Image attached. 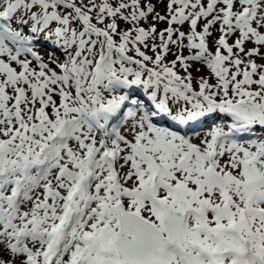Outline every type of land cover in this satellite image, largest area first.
<instances>
[{
    "label": "rangeland",
    "instance_id": "rangeland-1",
    "mask_svg": "<svg viewBox=\"0 0 264 264\" xmlns=\"http://www.w3.org/2000/svg\"><path fill=\"white\" fill-rule=\"evenodd\" d=\"M69 1L74 2L84 15L88 16L89 13V16L94 18L93 21L100 26L104 24L103 21L108 20L106 11L112 10L113 6L118 10H116L117 14H121L120 16H123L128 23L135 19L138 10V18L142 20L141 27H143V32L140 34H143L144 38H149L147 40L150 42L144 41V38H142L144 42L140 41V35L137 36L139 39L126 36H120L118 39H120L119 46L127 44V47H131L129 51L134 56L141 55L138 59L144 60L142 62L146 70L142 66L130 67L131 65L126 61H120L114 64V71L109 73L111 64L101 65L104 48L110 44L107 35L105 33L100 35L101 33L93 32L85 26L72 8H67L65 12L60 11L57 8V5H60L57 0H0V7L3 5L6 7L0 13V18L13 15L15 21L13 30L26 40H29L34 33L46 29L51 20L62 27L53 31L45 30L56 38L57 48L50 49L48 46L35 45L33 56L19 55L17 49L7 43L6 39L0 42V108L6 111L0 115V149H5L9 155L14 154L7 158L6 169H13V165L19 160L24 161L30 157V154L34 155L37 151H41L40 142L47 144L56 133H64L63 121L69 122L79 117L78 112L89 107L94 108L97 102L101 107L117 100L119 97L116 90L120 88L118 78L126 79L124 83L126 88L127 85L140 87L142 94L148 100L156 99L165 103L166 98L161 91L164 92L167 88L154 70L162 59L163 48H166L163 40L167 35H171L170 44L174 47V54L172 58L168 56L166 65L171 67L169 63L172 61V65L175 63L177 67L166 80L171 86L167 92L168 104H173L176 113L184 118L191 111H203L215 106L219 114H224L222 123H225V128L227 125L232 126L244 121L243 115L254 116L264 121V19L262 14L258 13L255 25L251 30H246L245 34L239 33L232 25L237 17L253 5L251 0H215L216 4L212 0H201L199 5L197 0H193L190 3L192 6L186 9L187 11L182 7L181 0H118L112 4L113 6L108 7H103L97 0ZM75 1H80L86 10ZM38 2L42 7L45 5L46 14ZM22 3L26 7L22 6L23 9L19 13L18 6ZM30 5L35 7L28 9ZM145 7L152 8L150 15L143 12ZM22 14L27 16L33 14L40 20L30 16L31 24ZM187 18L188 21H185ZM178 19L182 21L177 23ZM164 23H171L168 26L172 31L171 34L166 33L167 30L161 33L160 28ZM107 25L112 32L113 28L117 27L111 21ZM142 29L139 31L141 32ZM64 33L69 36V41L62 39ZM96 34L104 41L86 40L85 48L79 57L75 58L77 52H65L73 45L77 46L79 51L85 41L80 40L79 36L93 37ZM117 48L119 49L115 50L116 55L121 52L120 47ZM140 49L147 50L148 53L145 54L148 57L142 56ZM187 49L191 54L186 61L183 54ZM92 64L95 69L91 67ZM80 65L84 67L81 68ZM51 71L57 73L61 79L51 76ZM70 71L74 73L73 76ZM138 114L139 112L131 115L123 126L125 141L114 140L106 144L103 138L96 136L94 131L86 126L77 128L78 133L83 134L84 138L82 137L80 143L74 142L75 151L73 153L64 151L61 154L57 169L43 183L32 200L22 203L21 212L15 218L13 225L8 228L3 222L0 223V264H29L23 250L28 247L35 250L37 244L35 241H27L23 243L25 246L16 245L13 238L15 230L21 226L27 229L35 227L40 231L52 228L57 217V215L53 216V213L59 212L62 199L70 194L73 183V179L66 177V170L83 176L86 158L97 146L103 150L119 151L114 169L121 177L123 192L116 197V201L123 202L127 209L137 211L142 217L155 224L157 219L154 212L148 211L147 208L145 210V203H138L135 195L127 193L133 188L139 189L141 181L146 178L142 177L139 181L136 177V173L138 171L140 173L137 167L140 162L133 154V149L140 148L152 155L156 152L164 155L160 156L159 160H154L156 166L163 169L167 165L176 166L177 161L170 154H168L170 157L165 156L161 140L151 138L149 135L145 138L144 122L138 119ZM207 125L211 126L210 123ZM210 126H208L209 130L216 129ZM147 142L150 143L149 149L146 148ZM208 142L209 136L206 135L198 143L206 146ZM257 157L259 172L263 173L264 147L254 153H244L240 150L234 153L230 152V149L223 148L218 158L220 170L229 182H235L238 177L236 175L241 174V162L254 160ZM230 163L236 166V172L230 171ZM224 165L229 169H224ZM19 168L21 166L17 167ZM189 170L194 176L198 173L200 178V170L196 163H191ZM148 171L150 174L151 169ZM107 173L109 174V171ZM108 182L107 178H103L100 185L93 187L94 206L97 208H102L104 204L101 203L107 198L105 190ZM168 185L172 186L174 193L163 189L158 196L171 208L176 209L175 201L179 202L178 195L185 192L177 182L170 184L168 181ZM100 186H104L105 189L99 191ZM201 189L207 190L208 187L204 186ZM215 191L216 201L221 203L218 190ZM199 194L202 200L210 202L206 200V195ZM97 227L98 225H93L89 231H96ZM261 229L264 230V225ZM102 244L104 246V243ZM40 251L38 253L42 252Z\"/></svg>",
    "mask_w": 264,
    "mask_h": 264
},
{
    "label": "bare ground",
    "instance_id": "bare-ground-1",
    "mask_svg": "<svg viewBox=\"0 0 264 264\" xmlns=\"http://www.w3.org/2000/svg\"><path fill=\"white\" fill-rule=\"evenodd\" d=\"M135 88L138 89V86H136ZM128 89L130 90V88ZM8 108L11 110L9 106ZM5 112L6 111H4V109L2 110L0 108V115L4 114ZM206 115L207 113H205V116ZM218 116L224 117V114L221 113V114H218ZM218 125H222V124L219 123ZM248 129H250V125L246 126V125L238 124L237 126L234 127V129H231L230 133L234 134L235 132V133L240 134V133H243V131H246ZM162 130H164V128H162L159 125V123L152 124L151 126H144L145 138L147 135H149L150 137L153 135L155 136V138H161L165 142L164 144L167 148H173V145L177 144V140L170 141L169 134H167L165 130L163 134ZM206 134H207L206 129L197 131L192 137L194 144L199 146V143H198L199 140L203 139ZM237 135H234V137H236ZM59 140H61V138ZM194 144L190 145V153L194 154L197 158L199 157V155L200 157L203 156V159H205V157L209 155L214 156L213 146L211 147L210 151L207 150L205 152L204 150L199 149V147L195 146ZM149 147H150V143L147 142L146 148L149 149ZM180 147L187 148L186 145L182 143ZM234 149H237V152L239 150L240 151H247V150L254 151L256 149V146L255 145L249 146L247 143L241 142L239 146L235 147ZM139 151L136 152L139 155L138 158L145 159V161H147L148 163L140 162L137 167L140 169V173L142 174L143 177H146V178L149 177V178L148 179L144 178V180H142L141 186H139V189L133 188L134 191L130 190L129 194L136 195V196L143 195L144 197H146L145 199L148 200L153 207L150 208L149 206L145 205L144 209L146 210L147 208L148 211L150 210L154 212V215L156 216V219H157L155 224L157 225V221L159 220L161 213H162V210L160 208L163 203V200L159 199L157 191L154 188V183L160 182L161 187L163 188L165 186L166 177L165 176L163 177L162 175H158L156 173L149 174L148 169H151L152 172L155 170V164L152 162V157L148 155L147 153L139 152ZM184 153L185 152H181L179 155L183 156ZM154 155L156 157L164 156L160 154L159 152H156ZM11 156H14V154L12 153L11 155H8L7 157L9 158ZM189 157L191 156L187 155L182 160V163L180 164L182 168L181 170H178V172L179 171L181 172H179L175 178L170 179L171 182L175 183V179L177 178V184L180 185L184 189V192H185V194L178 195L177 199L179 202L175 201L176 211L178 212L182 211V212L191 214V216L188 217L187 226L185 228L184 240L177 245L178 250H180L183 254H186V259H187L188 264H256L252 260H246L245 259L246 254L237 248L232 238L225 235L226 231H235L234 229L229 228V226L232 227L236 223L237 217L232 215L231 209L224 208L223 203H218L215 197V194H216L215 186H217L216 183L219 184V187L221 188L220 191L226 194L227 190H226L225 184L227 182L228 188L231 189L232 193L234 194V197L239 196V193L241 190L240 187H237V185L234 182L228 183V179L226 177H223V179L221 178V180L217 181L215 179L214 170H211L210 168H208L207 165L204 166L202 163L203 160H199L198 163L195 161V163L202 170V173H201L202 178L201 179L199 178L198 173H196L195 176L192 175V173L189 170V167L188 166L185 167V164H184L185 160ZM244 163H245L244 168L247 173V174L245 173L247 179L241 184L242 186L241 188L243 189V192L245 193L246 201H249L255 195H256V198L257 197L264 198V191H262L260 187L255 185V184L257 185L261 184L264 186V177L262 176L258 177L257 175L253 174V172H255V169H256V160L249 159L245 161ZM229 166H230L231 172L237 171L236 166L234 164L230 163ZM224 169L227 170L229 169V167L224 165ZM137 173H139V171ZM239 177L243 178L241 174L239 175ZM114 180H115V177L112 176V184ZM206 183H209L206 186L208 187V189L207 190L201 189L202 188L201 184L205 185ZM81 184H83V181H81ZM80 187L84 188L83 185H81ZM195 187L197 188L195 189ZM74 189L76 188L74 187ZM106 189L108 190V191L105 190L106 192L105 197L107 198L103 201V204L107 203L111 205L114 202H116L115 200H116V197H118V193H115V191L111 187L106 188ZM199 193H202V196L206 195L207 196L206 200L207 201L209 200L210 202L208 203L202 200L203 198H201V195ZM191 196H195L197 198L194 200H190ZM138 203L142 204L144 202L138 200ZM122 204L124 206L123 202ZM253 204L256 205V202H253ZM206 209H207V213H205ZM208 210L212 211V213L208 214ZM261 212L264 213V210ZM261 212L256 211L255 212L256 214H254L252 210H248L246 208L244 210L243 217L245 220H246V217H248L251 220V226L258 227L259 221L253 220L252 217L254 215L257 216V214H260ZM104 214H106V212ZM54 216H55V213H54ZM104 222L105 221H103V223ZM244 223L247 224V221H244ZM114 225L111 227L110 231L105 233V236L107 239V240L105 239L106 241L105 246H107L113 238V235L115 232ZM96 235H98V230H97ZM263 244H264V237H263ZM90 245H91V240L89 238V235L85 236V233L82 234L81 249L89 248ZM259 247L257 248L259 249ZM226 250L233 252V256L229 259L222 260L220 258V255ZM88 253H90V255L87 259L86 264H94V262L98 264L97 259L99 258L94 256L95 250L89 251ZM52 254H53V250L51 251L50 255L52 256ZM202 255L207 256L206 262L203 260H200V256ZM104 257L102 259L103 262H106L107 264H110V263L118 264L114 262L115 254H112L111 256H108L106 254L104 255ZM173 261H174V255L170 254L169 252L167 253L165 250H162L157 257H153L151 259L149 264H174ZM36 264H40V262L37 261ZM45 264H53L52 259L48 258L47 261H45Z\"/></svg>",
    "mask_w": 264,
    "mask_h": 264
},
{
    "label": "water",
    "instance_id": "water-1",
    "mask_svg": "<svg viewBox=\"0 0 264 264\" xmlns=\"http://www.w3.org/2000/svg\"><path fill=\"white\" fill-rule=\"evenodd\" d=\"M3 162L4 153L0 152V174ZM164 209L166 217L163 220V231L166 239L156 227L140 216L126 212L120 204L108 207L109 212L118 217V232L112 246L120 260L126 264H147L151 256L156 255L163 246L175 244L182 238L184 213L171 212L167 205Z\"/></svg>",
    "mask_w": 264,
    "mask_h": 264
}]
</instances>
